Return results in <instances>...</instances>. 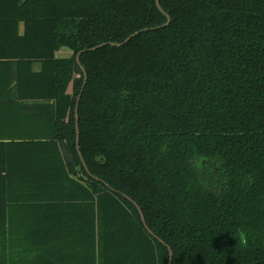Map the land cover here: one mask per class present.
I'll use <instances>...</instances> for the list:
<instances>
[{
    "label": "trees",
    "instance_id": "obj_1",
    "mask_svg": "<svg viewBox=\"0 0 264 264\" xmlns=\"http://www.w3.org/2000/svg\"><path fill=\"white\" fill-rule=\"evenodd\" d=\"M160 4L0 0V264H264V0Z\"/></svg>",
    "mask_w": 264,
    "mask_h": 264
},
{
    "label": "water",
    "instance_id": "obj_2",
    "mask_svg": "<svg viewBox=\"0 0 264 264\" xmlns=\"http://www.w3.org/2000/svg\"><path fill=\"white\" fill-rule=\"evenodd\" d=\"M156 4H157L158 8H159L160 10H162L161 4H160V0H156ZM167 16H168V22H170V17H169V15H167ZM136 34H137V32H136L135 34L129 36V37H128L124 42H122V43H111V44H112V45H118V46H119V45H123V44H125L127 41H129L133 36H135ZM103 45H105V44H103ZM101 46H102V45H101ZM98 47H100V45L95 46V47H93V48H91V49H96V48H98ZM82 52H83V51H80V52L77 54V57H76L78 63L80 64L81 68L83 69V71H84V75H85L84 85H83V88H82V90H81L80 95L78 96V100H77V104H76V110H75V116H76V132H77V137H76V147H77V153H78V156H79L80 159L82 160V162H83V164H84L86 170L89 171V168H88V166L86 165V162H85L84 157H83V155H82V152H81V150H80V130H79V112H78V110H79V103H80V99H81V96H82V92H83V90H84V86H85V84H86V82H87V79H88V74H87L85 68L82 66L81 61H80V56H81ZM61 149H62L63 156H64V158H65V160H66V163H67L68 165H70V164H72V163H74V162H75V163H78V162H79V161H78V157H77V153H76L72 148L68 147V145H67L65 142H62V143H61ZM108 186H110V185H108ZM127 198H128V199H131V198L128 197V196H127ZM131 200H132V199H131ZM134 204L137 206V208H138V210H139V213H140V216H141L142 222L144 223L146 229H147V230H148L153 236H155L156 238H159L157 235L154 234V232H153V231L150 229V227L147 225V222H146V218H145L144 212L142 211V209L140 208V206H139L136 202H134ZM159 239H160V238H159ZM160 241L164 243V241H163L162 239H160ZM168 249H169V252H170V261H169V264H171V262H172V257H173V252H172V249L170 248V246H168Z\"/></svg>",
    "mask_w": 264,
    "mask_h": 264
},
{
    "label": "rangeland",
    "instance_id": "obj_3",
    "mask_svg": "<svg viewBox=\"0 0 264 264\" xmlns=\"http://www.w3.org/2000/svg\"><path fill=\"white\" fill-rule=\"evenodd\" d=\"M68 52H71V50L68 49V48H62V49H60V50L58 51L57 55H62V56H64V55H65L64 53H68Z\"/></svg>",
    "mask_w": 264,
    "mask_h": 264
},
{
    "label": "crops",
    "instance_id": "obj_4",
    "mask_svg": "<svg viewBox=\"0 0 264 264\" xmlns=\"http://www.w3.org/2000/svg\"><path fill=\"white\" fill-rule=\"evenodd\" d=\"M65 55H71V52H68V53H64ZM64 55V56H65ZM58 56H62V55H58ZM36 67H38V65H36ZM70 91H71V88H70Z\"/></svg>",
    "mask_w": 264,
    "mask_h": 264
}]
</instances>
